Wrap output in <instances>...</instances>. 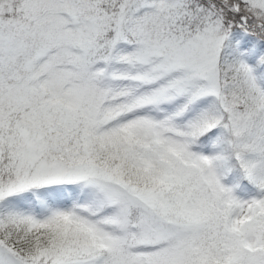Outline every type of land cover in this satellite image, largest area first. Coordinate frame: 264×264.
Here are the masks:
<instances>
[{
    "label": "snow or ice",
    "instance_id": "1",
    "mask_svg": "<svg viewBox=\"0 0 264 264\" xmlns=\"http://www.w3.org/2000/svg\"><path fill=\"white\" fill-rule=\"evenodd\" d=\"M0 264H264V0H0Z\"/></svg>",
    "mask_w": 264,
    "mask_h": 264
},
{
    "label": "trees",
    "instance_id": "2",
    "mask_svg": "<svg viewBox=\"0 0 264 264\" xmlns=\"http://www.w3.org/2000/svg\"><path fill=\"white\" fill-rule=\"evenodd\" d=\"M208 154V153H206ZM226 159L222 162V171L231 169L227 171L226 174L221 178V184L225 187L233 188V194L241 199H245L251 194V186L248 184L247 180L243 178L242 173L239 170L238 165L234 159H232L228 153H224Z\"/></svg>",
    "mask_w": 264,
    "mask_h": 264
}]
</instances>
